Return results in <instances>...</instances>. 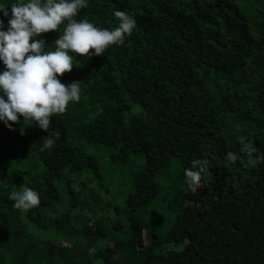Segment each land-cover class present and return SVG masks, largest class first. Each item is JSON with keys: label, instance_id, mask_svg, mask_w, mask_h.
Segmentation results:
<instances>
[{"label": "trees", "instance_id": "trees-1", "mask_svg": "<svg viewBox=\"0 0 264 264\" xmlns=\"http://www.w3.org/2000/svg\"><path fill=\"white\" fill-rule=\"evenodd\" d=\"M114 9L135 14L132 34L72 53L59 76L78 81L79 102L48 132L0 122V264H264V0H88L75 18L111 29ZM64 26L36 38L52 49ZM136 154L125 197L106 198L122 180L103 163ZM196 158L209 173L191 192ZM22 185L40 194L27 211L7 198Z\"/></svg>", "mask_w": 264, "mask_h": 264}, {"label": "clouds", "instance_id": "clouds-1", "mask_svg": "<svg viewBox=\"0 0 264 264\" xmlns=\"http://www.w3.org/2000/svg\"><path fill=\"white\" fill-rule=\"evenodd\" d=\"M88 0H0V122L11 129L9 122L35 124L48 132L50 117L63 114L69 102H79L81 89L78 81L67 85L59 76L72 69L73 55L99 56L110 45H121L136 27L135 14L113 10L117 26L111 29L94 25L88 19H76ZM64 24L62 33L54 40V47L46 50L41 33L57 31ZM31 39V42H30ZM92 51H89V50ZM23 134V129H21ZM58 133L43 137L41 151L50 150ZM240 151L247 155L248 163L255 164L250 142L240 139ZM234 161L236 154L227 153ZM208 160L196 158L183 172L184 184L191 192L201 185V178L209 173ZM12 207L27 211L40 203L37 190L22 185L7 197Z\"/></svg>", "mask_w": 264, "mask_h": 264}, {"label": "rangeland", "instance_id": "rangeland-1", "mask_svg": "<svg viewBox=\"0 0 264 264\" xmlns=\"http://www.w3.org/2000/svg\"><path fill=\"white\" fill-rule=\"evenodd\" d=\"M108 153H110V152H108L107 150L104 152V155H106L107 158H109V156L107 155ZM143 162H144L143 156H141L139 154L132 155L130 157V159L128 160L126 165H123V164L116 165L113 161H111V163L109 164V161H105L103 163V166L105 167L106 175H112L113 173L116 176L121 175V180H122V184L118 185V183H116L112 187H110L109 192L105 193L106 198H109L111 200L114 199L113 202L120 201L122 199V197H121L122 194L124 192H126V190L128 188L131 176L141 167ZM77 189H78V187H77ZM124 197H125V195L123 194V198ZM108 213L112 214V208L111 207H110ZM125 222H128V220L125 219ZM145 243H147V238L145 237V234H143L142 242H138L137 244H134L131 247V249L127 253L124 254L123 257H126V256L130 255L131 253H135L139 249L144 248ZM97 244L101 245L103 243L99 240Z\"/></svg>", "mask_w": 264, "mask_h": 264}]
</instances>
